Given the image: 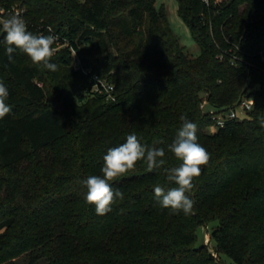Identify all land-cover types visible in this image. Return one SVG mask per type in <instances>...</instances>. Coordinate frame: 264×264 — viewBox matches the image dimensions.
<instances>
[{
  "label": "trees",
  "instance_id": "trees-1",
  "mask_svg": "<svg viewBox=\"0 0 264 264\" xmlns=\"http://www.w3.org/2000/svg\"><path fill=\"white\" fill-rule=\"evenodd\" d=\"M8 2L28 9L29 31L38 34L42 21L68 46L52 57L51 72L18 49L9 62L0 30L11 106L0 119V264H264V0H178L196 58L155 0ZM71 50L114 86V102L74 69ZM244 97L252 110L216 127L213 117ZM181 115L197 124L210 155L187 193L189 215L161 208L154 195L157 184L176 186L164 169L181 163L167 147ZM131 133L163 147L166 164L148 171L140 161L110 182L124 198L97 215L80 181L102 176L107 150ZM200 228L207 245H198Z\"/></svg>",
  "mask_w": 264,
  "mask_h": 264
},
{
  "label": "clouds",
  "instance_id": "clouds-1",
  "mask_svg": "<svg viewBox=\"0 0 264 264\" xmlns=\"http://www.w3.org/2000/svg\"><path fill=\"white\" fill-rule=\"evenodd\" d=\"M0 30L4 33L3 42L7 45L6 55L9 62H13V53L18 49L34 64H42L51 72L58 71V65L50 62L57 51L54 47L57 40L55 35L32 33L19 12L0 15ZM8 97L9 91L0 81V119L11 112V106L6 103ZM179 119L181 126L167 147L181 163L179 166L164 169L167 180L176 186L166 190L157 184L154 186V195L161 208L170 209L173 214L183 212L189 215L193 212L194 201L187 193L192 191L193 180L200 176L201 167L208 163L210 155L197 142V124L185 115H181ZM260 123L264 127V120ZM165 155L163 147H148L141 143L135 133L128 134L124 143L107 150L103 157L102 176L90 175L80 181L87 190L86 202L95 206L97 215L109 213L116 200L124 198L123 192L114 191L110 182L134 170L140 161L146 163L148 171L163 168L166 164Z\"/></svg>",
  "mask_w": 264,
  "mask_h": 264
},
{
  "label": "built area",
  "instance_id": "built-area-1",
  "mask_svg": "<svg viewBox=\"0 0 264 264\" xmlns=\"http://www.w3.org/2000/svg\"><path fill=\"white\" fill-rule=\"evenodd\" d=\"M205 4L209 5V0H202ZM19 12L24 20L26 21L27 28L30 26L28 9L20 4H11L8 0H0V15H8L12 13ZM35 30L38 34L43 33L47 35H55L57 37L56 43L54 47L60 50L63 47L68 46L67 41L62 42L58 36V34L54 31V29L50 25L43 24L42 21L38 22L34 26ZM49 29L51 31H49ZM56 51V52H57ZM72 56L74 58L73 67L75 70H81L85 75L90 76L93 82V90L98 93L105 94L106 100L110 102H114L116 97L114 95V86L108 83L105 79L101 78L98 74L91 73L90 70H85L81 67L79 60L76 57V53L74 50H71ZM222 60V55L218 57ZM230 64L234 65L237 62L236 57H229ZM253 108V100L248 97L242 98L235 109L230 110L225 116L223 115H215L213 117L215 121L216 127H223L228 120H233L240 118V116H245L247 113Z\"/></svg>",
  "mask_w": 264,
  "mask_h": 264
},
{
  "label": "rangeland",
  "instance_id": "rangeland-1",
  "mask_svg": "<svg viewBox=\"0 0 264 264\" xmlns=\"http://www.w3.org/2000/svg\"><path fill=\"white\" fill-rule=\"evenodd\" d=\"M155 7L157 10H160L164 13L168 25L178 40L179 44L184 48L185 53L190 58H196L199 55V47L196 44L193 36L190 32L188 25L184 22L183 18L179 13V2L178 0H155ZM205 112H214L215 109L210 106L208 103H205L203 106ZM227 114V113H226ZM243 116L241 115L240 118ZM215 128L208 129L209 133H213ZM198 236V245H207L210 242V234L204 229L200 228L197 231ZM213 245L214 243L211 242ZM227 264L231 263V260L222 257ZM18 264H24L22 260L18 261Z\"/></svg>",
  "mask_w": 264,
  "mask_h": 264
}]
</instances>
